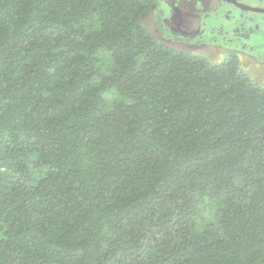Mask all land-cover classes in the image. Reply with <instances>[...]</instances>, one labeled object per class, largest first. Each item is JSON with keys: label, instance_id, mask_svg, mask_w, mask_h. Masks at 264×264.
Listing matches in <instances>:
<instances>
[{"label": "trees", "instance_id": "1", "mask_svg": "<svg viewBox=\"0 0 264 264\" xmlns=\"http://www.w3.org/2000/svg\"><path fill=\"white\" fill-rule=\"evenodd\" d=\"M161 6L0 0V264H264V83Z\"/></svg>", "mask_w": 264, "mask_h": 264}, {"label": "rangeland", "instance_id": "2", "mask_svg": "<svg viewBox=\"0 0 264 264\" xmlns=\"http://www.w3.org/2000/svg\"><path fill=\"white\" fill-rule=\"evenodd\" d=\"M235 1L264 9V0ZM161 2L163 10H151L143 18L159 40L181 50L204 53L213 62L236 53L240 67L254 81L264 83V14L242 12L227 4L217 7L219 0ZM225 8L231 10L232 18L225 19Z\"/></svg>", "mask_w": 264, "mask_h": 264}, {"label": "flooded vegetation", "instance_id": "3", "mask_svg": "<svg viewBox=\"0 0 264 264\" xmlns=\"http://www.w3.org/2000/svg\"><path fill=\"white\" fill-rule=\"evenodd\" d=\"M221 2V5H218L217 7H220V6H224V5H230V6H234L235 8H237L238 10L242 11V12H252L250 10H245V9H242L240 8L238 5L240 6H247V5H244V4H241V3H238L237 1L235 0H219ZM235 1V4H233L232 2ZM247 7H250V6H247ZM225 19H230V17L232 18L233 15L231 13V10L228 9V8H225ZM253 13H259V14H264V13H260V12H253ZM213 20H215V18L212 16L211 17Z\"/></svg>", "mask_w": 264, "mask_h": 264}, {"label": "water", "instance_id": "4", "mask_svg": "<svg viewBox=\"0 0 264 264\" xmlns=\"http://www.w3.org/2000/svg\"><path fill=\"white\" fill-rule=\"evenodd\" d=\"M233 4H235V1L232 2ZM236 5V4H235ZM240 8L245 9V10H250L252 12H260V13H264V9H259V8H253V7H247V6H240L238 5Z\"/></svg>", "mask_w": 264, "mask_h": 264}]
</instances>
